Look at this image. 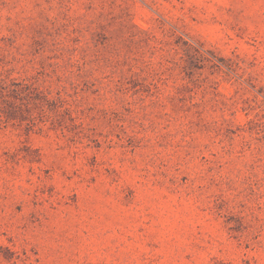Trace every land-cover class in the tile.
Masks as SVG:
<instances>
[{
    "label": "rangeland",
    "instance_id": "374dc122",
    "mask_svg": "<svg viewBox=\"0 0 264 264\" xmlns=\"http://www.w3.org/2000/svg\"><path fill=\"white\" fill-rule=\"evenodd\" d=\"M0 264H264V0H0Z\"/></svg>",
    "mask_w": 264,
    "mask_h": 264
}]
</instances>
